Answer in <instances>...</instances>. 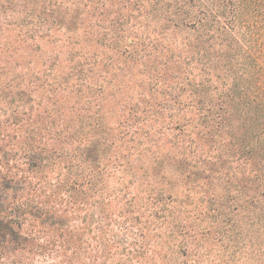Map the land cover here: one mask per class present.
Masks as SVG:
<instances>
[{
  "label": "rangeland",
  "instance_id": "obj_1",
  "mask_svg": "<svg viewBox=\"0 0 264 264\" xmlns=\"http://www.w3.org/2000/svg\"><path fill=\"white\" fill-rule=\"evenodd\" d=\"M177 1L0 0V108L8 116L17 107L20 117L40 122L61 118L71 130L81 117L101 120L116 142L101 160L99 181L62 204L72 208V244L26 248L18 264H215L217 247L200 232L210 223H199L203 198L222 190L215 182L195 184V168L180 164L175 118L149 89L187 70L264 69V0ZM177 7L187 26L168 20ZM31 21L39 32L21 29ZM60 21L73 22V31ZM18 93L24 101L10 104ZM144 99L140 119L129 117ZM178 140L192 163L201 159L203 141L193 126Z\"/></svg>",
  "mask_w": 264,
  "mask_h": 264
},
{
  "label": "trees",
  "instance_id": "obj_2",
  "mask_svg": "<svg viewBox=\"0 0 264 264\" xmlns=\"http://www.w3.org/2000/svg\"><path fill=\"white\" fill-rule=\"evenodd\" d=\"M170 1L179 5L177 0ZM180 13L177 7L168 19L175 28L187 26ZM60 22V28L73 31V22ZM20 27L39 32L33 21ZM192 44L190 40L184 48ZM79 62L74 72L78 75L83 73ZM173 76L163 79L164 85L150 88V96L160 95L163 100L156 105L171 120L175 118L174 146L184 147L180 164L195 168V184L215 182L214 187L222 190L202 200L206 206L199 224L206 220L210 227L200 228L201 237L216 245L215 264H264V69H202L197 74L187 70ZM78 93L86 96L83 89ZM20 101H24L23 93L10 104ZM33 101L28 97L26 104ZM144 101L130 108L129 117L140 119L139 105ZM5 116L0 108V264H18L26 248L34 251L52 244L59 248L72 244L77 233L70 222L72 208L62 204H73L75 194L99 181L101 160L116 142L106 136L101 120L81 117L71 130L61 118L40 122L20 117L17 107L2 119ZM13 126L25 130L13 134L8 130ZM189 126L203 141L199 147L202 157L195 163L185 156L187 147L178 140ZM189 248L184 252L187 257L192 255Z\"/></svg>",
  "mask_w": 264,
  "mask_h": 264
}]
</instances>
